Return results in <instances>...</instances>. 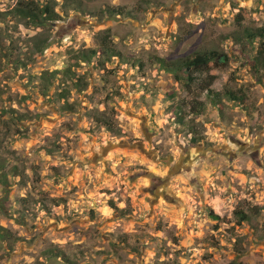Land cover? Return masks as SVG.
<instances>
[{"label":"rangeland","instance_id":"374dc122","mask_svg":"<svg viewBox=\"0 0 264 264\" xmlns=\"http://www.w3.org/2000/svg\"><path fill=\"white\" fill-rule=\"evenodd\" d=\"M42 3L0 0V264H264V67L243 34L264 0H57L43 25L9 13ZM106 35L119 58L80 61ZM210 50L227 56L213 99L209 72L159 61Z\"/></svg>","mask_w":264,"mask_h":264},{"label":"trees","instance_id":"16d2710c","mask_svg":"<svg viewBox=\"0 0 264 264\" xmlns=\"http://www.w3.org/2000/svg\"><path fill=\"white\" fill-rule=\"evenodd\" d=\"M57 0H42V5L34 4L32 5H17L14 8H12L9 13L11 16H15L17 18H20V20L29 21L30 23H34L35 25H43L44 23L48 21H55L60 16L55 11V5ZM22 4V3H21ZM109 15L113 14H120L122 12L121 8L117 7H111L104 9V12H106ZM244 17L243 13L237 14V19H241ZM243 34L245 35V38L249 42L255 41V39L258 40L257 44V51L253 58L252 65L256 68L264 67V26L256 27L254 29H243ZM120 54L116 53L113 46H111V40H109V36H105V40H103L98 47L96 48H90L86 50H82L77 57H79L80 61L84 63H90L95 58H105L107 61L111 58H119ZM94 58V59H95ZM217 60L221 63H225L227 61V56L224 54H219L217 51L210 50L203 53H197L192 57L181 59L178 62H167L163 59H160V63L163 67L166 69H172L176 68L181 71H183L187 76L189 81H196L197 78H194L192 75L194 72H198L201 74L202 72H209L207 74L209 76L208 80H204L203 84L201 85L200 89L202 91H206L208 96L213 99L212 97L217 95L218 93L215 92L211 85L213 81L215 80V75L211 73V65L217 63ZM101 61L97 60L96 64L101 65ZM67 68L60 69L61 72H66ZM59 70H54L52 74H56ZM81 85V80H76V86L79 87ZM80 88H77L79 90ZM46 91L43 92L44 95H46ZM225 94L231 99V100H239V97L236 95V92L233 91H225ZM63 97V94H58ZM204 103L200 100H195V104L189 105V112L191 113H200L203 110ZM177 119L179 122H183L184 114H180L177 116ZM99 122H102L109 125V122L106 120H99ZM193 142H197L198 139L196 137H192ZM238 215V222L246 221L248 219V215L241 211L237 210L235 212ZM214 217H216L214 215Z\"/></svg>","mask_w":264,"mask_h":264}]
</instances>
